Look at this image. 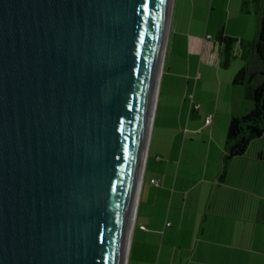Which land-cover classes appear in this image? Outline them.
Returning a JSON list of instances; mask_svg holds the SVG:
<instances>
[{"label":"water","instance_id":"obj_1","mask_svg":"<svg viewBox=\"0 0 264 264\" xmlns=\"http://www.w3.org/2000/svg\"><path fill=\"white\" fill-rule=\"evenodd\" d=\"M168 0H0V264H120Z\"/></svg>","mask_w":264,"mask_h":264},{"label":"crops","instance_id":"obj_2","mask_svg":"<svg viewBox=\"0 0 264 264\" xmlns=\"http://www.w3.org/2000/svg\"><path fill=\"white\" fill-rule=\"evenodd\" d=\"M250 15L252 14L242 15L238 11L237 15L231 17L228 13V21L221 27L219 25L216 30L218 32L222 29L229 37L252 40L255 37L257 21L256 18L253 20L247 18ZM171 27L170 25V31ZM177 35L176 25L172 49L175 46ZM190 42V39H185L183 47L189 45ZM199 50V73L195 76L196 82L193 90L197 95L198 85L205 83V93L211 96L210 106L205 113H200L201 103L199 101L198 105L192 103L188 119L200 120V124L195 123L193 128L194 133H202H200L199 140L205 145L202 153L204 163L201 167H197L198 172L192 169L189 171L191 174L195 173L196 176H186L185 173L184 176L179 177L181 163L179 161L173 179L170 178L171 170L167 167L162 171L163 175H158L144 166L126 264H137L139 251L144 248L140 245L143 242L142 238L151 232V226L145 224L147 218L145 209L140 219L142 220L140 227L144 228H138L139 208L142 204L148 207L154 206L156 200L161 197L163 206L168 205L164 216L166 221L162 223L164 230L162 242L167 237L173 239V242L184 241L187 235L190 238V244L186 245V248H183V243L178 247L183 251L186 250L190 259L187 263L183 257L181 264H247L248 261L251 262L256 257L262 256L264 247V172L262 170L264 151H251L248 148L242 157L235 158L231 162L224 180H219L225 133L229 122L232 117L244 114L252 108L251 103L243 100L241 89L232 84L234 76L243 64H235L232 70L221 72L227 69H221L219 66V49L217 63L204 62L202 60L203 46ZM177 63H180L181 68L174 70L173 76L183 77L189 66L184 58L181 62L174 57L171 58L167 73L172 65L176 66ZM163 69L164 63L161 75ZM192 109H194L193 113H191ZM209 115L213 116L212 125L205 126L204 120ZM189 123L187 120L186 124L189 125ZM182 153L183 151L180 159H182ZM192 153L190 154L193 156ZM155 179L158 180L157 186L151 183ZM187 206L188 215L186 214ZM177 211L180 213L176 214ZM135 241H138V245L134 259H131Z\"/></svg>","mask_w":264,"mask_h":264},{"label":"rangeland","instance_id":"obj_3","mask_svg":"<svg viewBox=\"0 0 264 264\" xmlns=\"http://www.w3.org/2000/svg\"><path fill=\"white\" fill-rule=\"evenodd\" d=\"M240 2L241 0H172L169 28L170 25L172 27L171 31L168 29L169 35L167 34L168 39L166 40L165 46V62L163 61V77L161 75L159 80L148 140V152L146 153L144 163L147 170L154 171L155 173H158V175H163L162 171L167 167L171 170L169 175L170 178L173 179L179 161L181 162L179 177L184 176L185 173L186 176H196L195 173L191 174L189 171L192 169L194 172H198V168L203 165L204 158L202 157V153L204 152L205 145L199 140L201 132L196 134L197 132L194 133L193 128L195 123L200 124V120L197 118L188 119L192 103H194V105H198V101L201 103L202 106L200 113H205L210 106L211 96L205 93V83L198 85L199 91L197 92V95L193 90L196 82L195 76L199 73V48L203 46L202 60L204 62L214 61L217 63L218 44L215 41L217 33L216 28L219 25L221 27V25L228 21V13L231 14V17L237 15L240 8ZM247 18L253 20L255 17L254 15H250ZM176 25L178 28V35L175 40V46L172 49ZM185 39H190L191 42L189 45L183 47ZM173 57L178 59V62H181L182 58H184L185 63H188L189 66L188 68L186 67L187 69L183 77L173 76V71L181 68L180 63H177L176 66L172 65L169 73H167L169 60ZM235 64L243 63L240 59H235L226 71L221 72L232 70ZM189 96L193 97L192 100ZM187 120L190 122L189 125L186 124ZM184 140L185 144L183 146ZM249 149L251 151H264V135L261 138L254 140L249 145ZM182 151V159H180ZM188 152H193V156ZM262 170L264 172V167ZM155 181L157 182L158 180L155 179ZM179 185L180 182L178 183V186ZM169 192L171 194L172 190L170 189ZM161 198L156 200L154 206L148 207L147 205L142 204L141 208H139L140 213L137 226L139 228L142 223V220L140 221V219L143 215V210L145 209L147 216L145 224L151 226V232L142 238L143 242L140 245L144 248L139 251L137 264H181L183 257H185V262L188 263L190 261L188 252L186 250L183 251L182 248H178L181 243L184 244L183 248H186V245L190 244V238L188 235L183 239L184 241L173 242V239L167 237L164 242H162L164 231L162 229V223L166 221L164 220V216L168 205L164 207ZM186 209V214L188 215V206ZM173 213L174 211L172 208V216ZM179 213V211L176 212V214ZM185 225L188 224L185 223ZM143 228L144 227L141 229ZM137 245L138 241H135L131 259H134ZM262 251V256L260 258L256 257L253 261H248L247 264H264V247Z\"/></svg>","mask_w":264,"mask_h":264},{"label":"trees","instance_id":"obj_4","mask_svg":"<svg viewBox=\"0 0 264 264\" xmlns=\"http://www.w3.org/2000/svg\"><path fill=\"white\" fill-rule=\"evenodd\" d=\"M239 12L252 14L257 28L252 40L237 39L225 35L220 29L215 36L219 49V66L228 69L235 59L242 67L232 84L241 89L244 101L251 103L250 111L232 117L224 142L219 180H224L231 162L242 157L249 145L264 135V0H241ZM194 109L191 110V113Z\"/></svg>","mask_w":264,"mask_h":264},{"label":"bare ground","instance_id":"obj_5","mask_svg":"<svg viewBox=\"0 0 264 264\" xmlns=\"http://www.w3.org/2000/svg\"><path fill=\"white\" fill-rule=\"evenodd\" d=\"M171 5H172V0H168L166 16H165L164 25H163V32H162L159 56H158L157 65L155 68V75H154V79H153V84H152V89H151V94H150L149 107H148V111H147L146 126H145L144 139H143V145H142L141 164H140V170H139V174H138V178H137V182H136L134 204H133V209H132V213H131L130 225H129V229H128V233H127L126 243L124 246V250H123V254H122L120 264H126V261H127V254H128V249H129V244H130V239H131V233H132L133 221H134V216H135L137 198H138L139 189H140L141 180H142V174H143V170H144V163H145V158H146V153H147V148H148V140H149L151 125H152L153 113H154V108H155L157 92H158V85H159V80H160L163 61H164L165 46H166V40H167V34H168L169 22H170Z\"/></svg>","mask_w":264,"mask_h":264},{"label":"built area","instance_id":"obj_6","mask_svg":"<svg viewBox=\"0 0 264 264\" xmlns=\"http://www.w3.org/2000/svg\"><path fill=\"white\" fill-rule=\"evenodd\" d=\"M190 98H192V96H190ZM212 122H213V116H212V115L207 116V117L205 118V120H204V124H205V126H210V125H212ZM151 183H152L153 185H155V186L158 185V183H157L155 180H152Z\"/></svg>","mask_w":264,"mask_h":264}]
</instances>
